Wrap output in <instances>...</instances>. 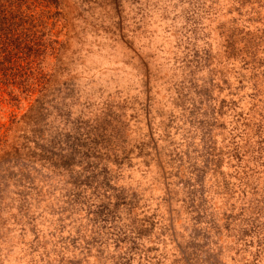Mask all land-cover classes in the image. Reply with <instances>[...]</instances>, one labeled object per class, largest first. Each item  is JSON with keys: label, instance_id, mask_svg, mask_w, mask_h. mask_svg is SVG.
<instances>
[{"label": "rangeland", "instance_id": "rangeland-1", "mask_svg": "<svg viewBox=\"0 0 264 264\" xmlns=\"http://www.w3.org/2000/svg\"><path fill=\"white\" fill-rule=\"evenodd\" d=\"M70 1L0 101V264H264V0Z\"/></svg>", "mask_w": 264, "mask_h": 264}, {"label": "trees", "instance_id": "trees-1", "mask_svg": "<svg viewBox=\"0 0 264 264\" xmlns=\"http://www.w3.org/2000/svg\"><path fill=\"white\" fill-rule=\"evenodd\" d=\"M70 3V0H0V101L7 100L17 105L20 100L31 98L26 111L28 114L31 106H37L48 94V75L42 66L43 58L65 46L66 41L57 37V31L52 35L51 30L56 26L55 22L64 17L60 6ZM56 111L60 113L59 118H63L58 131L51 138L41 135V140L50 147L42 150L45 160L66 153L72 156L71 145L81 137L66 125L78 117L77 114L70 117L74 109L59 108ZM13 115L12 120L18 116ZM5 131L0 136V150L7 141ZM42 156L35 155L32 167L40 162ZM108 264L127 263L111 260Z\"/></svg>", "mask_w": 264, "mask_h": 264}]
</instances>
